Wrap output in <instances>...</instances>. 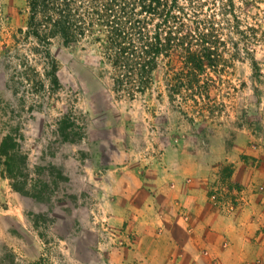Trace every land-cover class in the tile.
<instances>
[{"label": "rangeland", "instance_id": "rangeland-1", "mask_svg": "<svg viewBox=\"0 0 264 264\" xmlns=\"http://www.w3.org/2000/svg\"><path fill=\"white\" fill-rule=\"evenodd\" d=\"M256 13L264 31V2ZM27 14L26 0H0V264H102V246L127 233L125 210L110 209L124 184L112 174L157 172L178 150L217 163L213 187L236 198L223 160L250 170L264 157V43L218 66L208 99L168 98L166 66L127 98L109 90L90 48L37 45Z\"/></svg>", "mask_w": 264, "mask_h": 264}, {"label": "trees", "instance_id": "trees-1", "mask_svg": "<svg viewBox=\"0 0 264 264\" xmlns=\"http://www.w3.org/2000/svg\"><path fill=\"white\" fill-rule=\"evenodd\" d=\"M260 2L264 0H26L25 33L46 50L53 42L90 48L99 76L108 77L116 95L145 94L156 70L166 66L168 98L197 102L212 93L206 81L219 77L218 66L240 60L241 50L251 55L256 44L264 43V31L254 20ZM251 67L258 77L253 57Z\"/></svg>", "mask_w": 264, "mask_h": 264}, {"label": "crops", "instance_id": "crops-1", "mask_svg": "<svg viewBox=\"0 0 264 264\" xmlns=\"http://www.w3.org/2000/svg\"><path fill=\"white\" fill-rule=\"evenodd\" d=\"M182 153L178 150L173 160L158 164L157 172L112 174L116 183L123 180L124 184L116 186L118 194L110 201V209L125 210L127 233L115 237L108 247L103 245L104 252L95 261L264 264V157L250 170L240 160H223L233 168L226 180L239 186L234 190L239 197L235 209L225 212L211 204L207 194L218 181L213 167L217 163L198 158L186 161Z\"/></svg>", "mask_w": 264, "mask_h": 264}, {"label": "built area", "instance_id": "built-area-1", "mask_svg": "<svg viewBox=\"0 0 264 264\" xmlns=\"http://www.w3.org/2000/svg\"><path fill=\"white\" fill-rule=\"evenodd\" d=\"M210 191L209 199L212 204L225 212H232L235 209L239 197H236L233 200L230 197H227L223 186L212 187Z\"/></svg>", "mask_w": 264, "mask_h": 264}]
</instances>
